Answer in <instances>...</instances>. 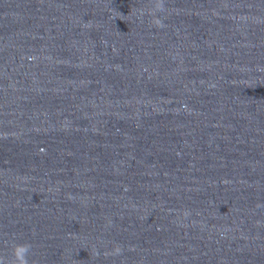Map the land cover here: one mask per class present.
Returning a JSON list of instances; mask_svg holds the SVG:
<instances>
[{
  "label": "water",
  "instance_id": "95a60500",
  "mask_svg": "<svg viewBox=\"0 0 264 264\" xmlns=\"http://www.w3.org/2000/svg\"><path fill=\"white\" fill-rule=\"evenodd\" d=\"M0 0V255L264 264V0Z\"/></svg>",
  "mask_w": 264,
  "mask_h": 264
},
{
  "label": "clouds",
  "instance_id": "9594fccd",
  "mask_svg": "<svg viewBox=\"0 0 264 264\" xmlns=\"http://www.w3.org/2000/svg\"><path fill=\"white\" fill-rule=\"evenodd\" d=\"M166 0H153L150 9H138L139 18H143L146 11L151 15L154 26L163 28L166 25L163 22L161 14H166ZM32 254V245L28 242L13 243L11 246V258L0 255V264H35L34 261L29 260Z\"/></svg>",
  "mask_w": 264,
  "mask_h": 264
}]
</instances>
